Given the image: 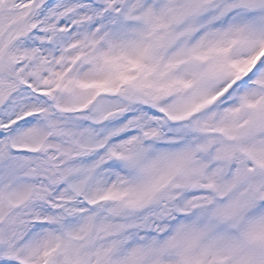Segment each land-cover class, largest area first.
I'll return each instance as SVG.
<instances>
[{
	"label": "snow or ice",
	"instance_id": "1",
	"mask_svg": "<svg viewBox=\"0 0 264 264\" xmlns=\"http://www.w3.org/2000/svg\"><path fill=\"white\" fill-rule=\"evenodd\" d=\"M0 264H264V0H0Z\"/></svg>",
	"mask_w": 264,
	"mask_h": 264
}]
</instances>
